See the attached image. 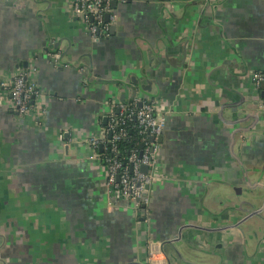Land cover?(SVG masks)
<instances>
[{"label":"crops","instance_id":"crops-1","mask_svg":"<svg viewBox=\"0 0 264 264\" xmlns=\"http://www.w3.org/2000/svg\"><path fill=\"white\" fill-rule=\"evenodd\" d=\"M74 3L0 0V264H264V0H116L97 41ZM134 99L170 109L138 214L90 144Z\"/></svg>","mask_w":264,"mask_h":264},{"label":"built area","instance_id":"built-area-1","mask_svg":"<svg viewBox=\"0 0 264 264\" xmlns=\"http://www.w3.org/2000/svg\"><path fill=\"white\" fill-rule=\"evenodd\" d=\"M113 1L75 0V14L84 20L87 32L96 41L107 36L110 28L119 22ZM51 62L55 67H60V53H52ZM37 78L38 68L32 66L19 70L11 80L2 83L11 93L13 110L19 115L30 112L36 97L43 94L38 87ZM253 80L255 85L260 87L264 84V72L254 73ZM168 113L170 109H161L157 100L112 101L106 115L104 133L90 139L93 147L102 146V150L108 153L105 160L98 156L106 170L105 186L108 194L116 200L127 201L135 210V214L142 211V206L149 205L152 200L151 186L156 179L155 169L161 146L159 137L166 127ZM133 119L136 120L134 127L139 128L140 134L143 135L141 140L144 144L140 151L131 150L125 164L123 158L118 156V142L127 137L128 122ZM143 165L148 167L147 172L142 171Z\"/></svg>","mask_w":264,"mask_h":264},{"label":"trees","instance_id":"trees-1","mask_svg":"<svg viewBox=\"0 0 264 264\" xmlns=\"http://www.w3.org/2000/svg\"><path fill=\"white\" fill-rule=\"evenodd\" d=\"M136 123V120L133 119L132 121L128 122V134L127 137L122 138L118 142L120 153L118 154L119 158H123V162L127 164L128 156L130 155V152L132 149L141 150L143 148L144 142L141 140L143 137L142 134H140L139 128L134 127V124ZM106 127V126H105ZM110 137V135H109ZM98 154L102 158V160H105L108 153L104 150H102L100 147H98Z\"/></svg>","mask_w":264,"mask_h":264},{"label":"water","instance_id":"water-1","mask_svg":"<svg viewBox=\"0 0 264 264\" xmlns=\"http://www.w3.org/2000/svg\"><path fill=\"white\" fill-rule=\"evenodd\" d=\"M116 4H117V3H116V0H114V1H113V7H115ZM112 28L115 29V28H116V25H113ZM123 102H124V101H123ZM106 119H107V118H105V120H106ZM159 142H160V143L162 142V135L159 137ZM100 148L102 149V146H101ZM142 171L147 172V171H148V167H147L146 165H143V166H142Z\"/></svg>","mask_w":264,"mask_h":264}]
</instances>
